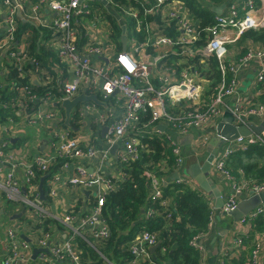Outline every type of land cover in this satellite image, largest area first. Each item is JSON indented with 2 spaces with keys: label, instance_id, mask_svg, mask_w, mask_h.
Returning a JSON list of instances; mask_svg holds the SVG:
<instances>
[{
  "label": "built area",
  "instance_id": "obj_1",
  "mask_svg": "<svg viewBox=\"0 0 264 264\" xmlns=\"http://www.w3.org/2000/svg\"><path fill=\"white\" fill-rule=\"evenodd\" d=\"M53 15L41 17L43 7L35 6L30 20L35 24L52 29L60 33L55 38L56 49L60 56L70 66L72 78L65 80L59 87L60 97L55 99L54 92L50 89L42 95L34 92L30 86H14L16 91L8 100L1 101L4 108L20 105L32 110L26 112L30 122H40L52 135L56 156L65 161L60 169L74 172L70 175L69 183L77 186L82 191H90L96 186L101 190L96 197V206L88 214L83 215V210L63 212V214L51 213L43 210L39 205L38 194L31 198L24 194L23 184L31 182L37 171L46 172L54 163L53 157H46L43 152L35 156L34 163L26 167L25 180L20 182L14 177L11 167L13 154L11 148V132L13 126L4 127L0 130L1 143L0 160L5 162L2 165L4 173L0 174V189L4 190L6 196L11 201L22 202L35 208L40 217H50L63 225L71 233L70 238L61 244L52 243L51 235L47 233L39 239L40 248H47L48 252L41 251L38 254L42 262L51 263L54 261L68 259L70 264H84L78 254V244L74 241L75 235H80L86 239L89 231L96 237L104 239L109 235L108 226L102 218V207L105 205L106 195L114 190V180L101 172H90L88 168L79 160L91 158L97 155L95 147H85L80 140L75 137L71 128L65 127V118L59 114L57 104L64 100H72L81 93L88 95L101 94L105 98L115 97L124 108L120 117L113 115L100 108L95 102H82L77 107L76 113L85 116L89 112L98 113V121L102 126L107 127L106 140L110 148L115 144L126 150L127 155L123 156V161L135 160L139 156L140 143L143 136L134 137L132 132L137 124H140L142 117L150 115L147 125L165 123L169 127L177 130L180 134L186 135L194 129L216 124L217 120L223 116L225 111L232 112L237 126H247L251 128L253 123L257 125L264 121V94H260V100L256 104H245L241 99L236 98L235 103H230L229 98L235 97L238 89V76L242 69L249 67L252 63L257 64L256 84L264 85V48L249 49L238 60H229L230 51L228 45L236 42L248 30L264 28V0L262 6L257 7L255 0H233L226 15H217L215 22L205 28H201L199 20L195 19L184 0H126L127 2H117L106 0L110 8H116L122 15L131 17L138 29L151 33V37L144 42L138 43L136 37L132 39L138 45L135 53L128 51L120 52L115 61H111L108 55L109 46L97 42L87 45L84 52L78 47L79 29L74 20L82 14H89V3L85 0H44ZM8 7V18L6 20V34L0 37V56L8 51V56L12 59L14 66L20 70L29 61L25 51L27 44L20 43L15 47L16 41V13L21 9L18 0H4ZM150 16L161 18V24L154 22V34L147 19ZM174 27V34L165 32V26ZM1 27V26H0ZM207 37L205 43L199 44L203 36ZM146 47L153 50H164L155 57H150L147 53L141 54ZM175 55L183 58L176 64L169 62L164 64V60ZM92 56L100 59L97 62L92 60ZM109 59L104 62V58ZM212 59L217 60V69L220 72V80L213 86L209 98L201 101L203 93L202 68L209 70ZM104 60V61H103ZM159 63L161 65H159ZM158 80V84L155 80ZM48 83V82H47ZM56 88V87H55ZM57 103L55 104L54 102ZM38 104L39 109L35 110ZM54 104V105H53ZM37 106V107H38ZM36 107V108H37ZM30 114H33L30 116ZM12 123L14 118L9 116ZM131 132V133H130ZM193 132V131H192ZM167 140L173 146L176 154L178 166L184 165V158L181 154L179 142L170 135ZM240 148L246 150L250 146H260L264 148V130L261 133H252L249 136H240L237 140ZM202 142V141H201ZM233 148H228L224 156L220 157L216 168L226 177L235 180L230 169L226 165ZM107 159L106 156H104ZM17 165L14 164V167ZM2 171V168H0ZM7 176V177H6ZM5 178V179H4ZM4 179V181H2ZM56 179L55 174L52 180ZM124 179V178H123ZM155 196L162 194L158 181H154ZM234 182L232 193L228 196L221 210L229 212L237 207L245 190ZM32 188L29 186L31 194ZM250 190L256 194L264 192V185L254 184ZM55 194V191H52ZM163 204H170L165 200ZM90 210V209H89ZM155 213V209L150 208L147 217ZM264 214V203L241 218V222L246 223L255 220ZM48 215V216H47ZM213 209L211 213L210 226L212 224ZM11 238L9 255L4 258V264H24L30 258V250L33 249L30 241L20 239L13 230L8 232ZM203 233H199L191 240V245L200 248L199 240ZM38 241V240H37ZM132 246V251L137 255L148 256L147 247L159 242L157 234L150 230H145L138 234ZM260 248H255L247 264H257ZM102 255V254H101ZM107 259V258H106ZM107 264H112L107 260Z\"/></svg>",
  "mask_w": 264,
  "mask_h": 264
},
{
  "label": "crops",
  "instance_id": "obj_2",
  "mask_svg": "<svg viewBox=\"0 0 264 264\" xmlns=\"http://www.w3.org/2000/svg\"><path fill=\"white\" fill-rule=\"evenodd\" d=\"M18 1L21 5V9L16 13L17 26L19 23V19L30 22V15L32 14L33 8L38 5L40 7L44 6V13L41 12V17H43V15H53L49 8V5L47 3L43 4V2L47 1ZM146 1L151 3V0ZM232 1L233 0H231V2ZM85 2L89 3L90 13L82 14L74 20V23L78 27L80 33L78 37V47L81 52H84L87 45L101 42L102 44L109 46L107 56H109L111 58V61L114 62L116 56L120 52L128 51L137 54L136 48L138 47V45L132 41L134 37H136L138 43L144 42L147 38H149V36L151 37V33H148L145 30H139L138 26H136L135 21L127 15L120 14L118 9L115 10L114 8H110V6L104 5L97 0H85ZM255 2L257 7L262 6V0H258V2L255 0ZM203 4L207 7H210L212 11L213 6L220 5L212 3L210 0H203ZM228 7L224 11L223 15L227 14ZM190 14H192L193 17L197 19L193 13L190 12ZM214 14L215 17L217 15H220L216 12H214ZM7 18L8 7L5 4L4 0H0V37L5 36L6 34ZM147 21L149 25H152V33L153 35H155L153 23L156 22L161 24V18L150 16ZM114 22L118 24L120 28L119 31L116 30ZM124 25L127 41L125 45L122 42ZM17 26L15 32L16 41L14 42V45L16 47L22 42H25L27 44L25 51L28 54L29 61L26 63L24 68L20 70L18 67L11 64L12 59L10 58V56H8V51L3 52L2 56H0V90H5L8 86H13V84L15 83L7 73L9 72L8 68L11 65L16 68L24 78H28L30 82L29 84L44 85L47 82L53 84V86L56 87L54 97L55 99L59 98L61 95L60 92L58 93L59 87L64 84L63 82L65 80H67L68 78L71 79L72 75L70 74L71 68L67 65L66 62L64 63L62 61L65 66L63 65V63H56V57L58 56L61 59V56L59 51L56 49L54 41L55 38H50L45 41V44L49 47H52L56 52L55 57H53L52 55L46 56V65L50 66L53 69L52 73L43 69L41 63H39L34 55L30 53V46L28 41L29 33L25 32L21 34V37H19V39H17ZM263 29L264 28L254 30L252 29L248 31L258 32ZM230 45L232 46L229 49V60L233 62L234 60H238L240 57H242L251 48H264V41L255 40L253 37H248L245 40H242L241 36L239 40ZM164 50H169V48H165ZM164 50H153L146 47V50L142 49L141 54L143 55L145 52L152 58L155 57L154 55L157 56L163 53ZM170 57L165 59L163 63L167 64L169 62H172L176 64L178 61L183 62V58L180 56L172 55V57ZM100 59L102 58L92 56V60L94 62H97ZM104 60V62L109 61L108 57L104 58ZM159 65L161 64L159 63ZM55 73H57L56 76ZM64 75L67 76L65 77ZM256 77V63H252L249 67L242 69L238 76L237 93L235 94V97L229 98V102L233 104L236 102V98H239L245 104H256L260 100V96H263L260 94H264V85H257ZM202 79L204 90L202 93L201 101L203 102L204 100H207L209 98L212 87L216 86L219 83L220 72L217 69V64L213 67L212 63L209 70L202 68ZM155 83L158 84L157 78L155 80ZM14 94H7V99H3V93L0 92L2 98L1 101L10 99ZM112 98H114V100H112L110 103L100 98L102 101L106 102L107 107L98 105L97 103L96 104L100 108L111 113L113 117H120L123 114L124 108L119 102L116 101L115 97ZM64 101H62V103ZM87 102L94 101L89 100ZM54 103L56 104L57 100ZM62 103L57 104V107L59 110V114L63 116L66 121L65 108L62 106ZM0 104V130H4V127H9L10 125L13 126L12 132L10 133L12 144L11 148H5V151L10 150L12 152L13 160L10 165L7 164L6 166L11 167V171L14 173V177L22 182L23 180H25L27 170L26 167H29V165L34 163L35 156L38 153L43 152L46 157H53L55 159L56 149L54 146V140L52 141V135L45 129L44 124L40 122H30L28 118L29 114H27L26 112L32 110L28 109L27 111V108L25 109L24 106H20L23 105L22 102L19 103L20 105L11 106L10 111L9 108H4L1 102ZM79 105L75 106V108L73 109L69 124L66 123L65 127L71 128L73 130V134L80 140L83 146L95 147L97 150L96 156L91 158H83L79 160V163L86 166L90 172H101L102 174L109 175L115 182L114 190H117L119 188V184L125 177L122 170V158L123 156L127 155L126 150H124L123 147L118 146L115 151L112 152V148L109 147L105 137L106 133L104 134L105 126H102L98 121V113L89 112L85 114V116H80L76 113L77 107ZM37 106L38 104L36 105V107ZM36 107L34 111L39 109V106L37 108ZM225 112L223 113V115L225 114ZM32 115L33 114H30V116ZM9 116L14 118V121L12 123H10L9 121ZM222 118L223 116L217 120L216 124L204 126L199 129H194L192 130L193 132L191 131L186 135L180 134L177 130L169 127L167 124V129L165 131H162V128L159 127L161 124H165L162 122L154 125L150 124L147 126L145 125L147 124L146 122L145 124H143V128L136 127L135 131H133L131 135L134 137H145L144 134H147L146 136L158 137L161 140L165 141H167V136L170 135L174 140L179 142L181 154L184 158V165L178 166L176 161L178 168L176 171L174 170V172H172L168 177H166L165 175L157 177L156 175L152 174L151 178L153 181V185L155 180L158 181V185L161 190L162 187L165 184H168V182H170L171 180H177L179 182L187 183L198 192L203 193L209 203L211 213L213 209L214 218L212 220V224L210 226L209 222L207 231L203 232L202 238L198 241L200 245V248H198V250L201 253V264H243L242 261H244V264H247L252 251L257 247L260 248L257 264H264V214L260 215L255 220L243 223L241 221H235L232 216L225 215L223 213V210H219L218 208H216L217 201L215 191H217V194L222 197L225 203L228 196L232 193L234 182L239 185L241 184L243 187H249V190L246 189L244 191V194L242 195L243 198L249 197L251 192L250 186L254 184L264 185V154L262 155L258 151L253 150L249 154L244 155L242 151H247L250 147L246 150H243L240 148V145L238 143H227L223 137H220V141L211 144V140H213L214 136L216 135L214 127L222 120ZM234 124L236 125L235 121ZM191 133L193 134L192 140L186 142L185 140L187 136ZM30 135L34 136L32 140H30L29 138ZM14 139L16 140L15 142L13 141ZM167 142L171 147V143L169 141ZM231 147L233 148V150L231 151L229 158L226 160V165L235 177V180L226 178L216 168L220 157L224 156L228 148ZM1 149L2 148L0 147V151ZM41 149L43 150L41 151ZM238 152L240 153L237 154ZM104 156H106L107 159H105ZM238 160H241V162H239ZM207 162H210L212 167L210 175L207 176L208 182L212 189L211 193L206 192L197 184V182L194 180L196 171L192 168V166L196 163H199V168H203V166H205ZM4 163L5 162L0 160V168H2L0 174L4 173L5 168L2 167ZM240 163L253 164L252 170L246 172L243 168H241ZM14 164H16L17 166L14 167ZM73 172L74 169L72 167H70L69 170L58 169L54 173L56 177L54 182L52 179L49 180L47 191H45L43 188V198L41 196L40 185L43 178V183L46 179L48 180V178L42 177L39 180L37 179V173L31 182H26V184H23L22 190L24 191V194L30 195L31 198H33L35 194H38L39 205L43 210L47 212L63 214V212L72 210L75 211L76 207H81L83 209V212L88 211L89 209L91 211L93 210L92 208L96 206V197L101 188L100 186H96L90 191L86 190L83 192V189L77 186H73L69 183L70 175ZM176 173L179 174V178H174V175ZM0 177L2 176L0 175ZM4 179H2V181H4ZM29 186L32 188L31 194L29 191ZM53 190L55 191V194L52 193ZM87 191L89 192V194L85 193ZM91 199H93V203H90ZM7 200L9 199L6 196L5 191L3 189H0V264H4V258L12 252L9 249L11 244V238L8 234L9 230L15 231L20 239H22L23 237V239L30 241L33 246V249L30 250V258L24 264H70V261L68 259L54 261L51 257V263H45L39 259L38 255L35 259L32 258L34 248H40V246L38 245L40 241L39 239L43 238L47 233H49L51 235L53 244H61L70 238L71 233L69 232V230L63 227V225L54 222L49 223L50 228L48 230H37L36 225L44 226V223L47 219L44 217H40L37 210L31 206L16 201H12L11 203L7 204ZM168 201L170 204H173L172 202H170L171 199H168ZM23 210H25V212L20 218L12 219L13 215L19 214ZM218 216H220V220H217ZM145 230L149 229L145 228L138 234L142 233ZM89 233H91V231L88 232V234ZM154 233L157 234L156 232ZM150 247L148 256L144 255V258L146 259L152 258L153 253L150 251ZM101 256L104 259L103 264H107V260L109 259L103 254ZM142 258L143 257H141L138 261L140 262ZM164 260L167 262V259ZM111 263L115 264L113 262ZM130 264H137V262L131 261Z\"/></svg>",
  "mask_w": 264,
  "mask_h": 264
},
{
  "label": "trees",
  "instance_id": "obj_3",
  "mask_svg": "<svg viewBox=\"0 0 264 264\" xmlns=\"http://www.w3.org/2000/svg\"><path fill=\"white\" fill-rule=\"evenodd\" d=\"M115 1L127 2L126 0ZM184 1L190 12L199 20L201 28L214 23L215 14L210 7L203 4V0ZM210 1L215 4H221L227 0ZM256 1L258 2V0ZM18 22L17 39L25 32L29 33L30 53L41 63L43 69L53 73V69L46 65V56L52 55L55 57L56 52L52 47L46 45L45 41L58 37L60 33L38 26L32 21L26 22L19 19ZM114 26L117 31L120 30L117 23L114 22ZM174 31V27L165 26L167 34L173 35ZM248 37L264 41V29L258 32L247 31L243 34L242 40ZM206 41L207 37L204 35L199 44H203ZM56 59L57 64L65 63L62 57L60 59L57 56ZM212 63L214 67L217 64V60L212 59ZM8 71L7 73L14 80L15 86H30L39 95L44 94L48 89L54 93L56 92V88L50 82L44 85L29 84L28 78H24L13 66L10 65ZM56 75L57 73H55ZM64 76L66 77L67 75ZM0 92L3 93V99H7V94H14L16 91L14 86H8L5 90H0ZM99 97L108 103L114 100L112 97L105 98L101 94H99ZM149 119V114L144 115L140 124L135 126V129L136 127L143 128V124L148 122ZM146 135L144 134L145 137L141 140L138 158L122 162V170L125 177L119 184V188L110 191L106 195L105 205L102 207V218L108 226L109 235L104 239L96 237L93 233L87 234L85 236L86 239L80 235H75L74 237V241L78 244L79 257L84 264H103L104 259L101 254L115 264H130L131 261H136L137 264H201V253L196 247L191 245V240L195 235L208 229L211 217L209 203L202 192H198L187 183L177 180H171L168 184H165L161 190L162 194L159 197L155 196L151 175L154 174L157 177L165 175L168 177L178 168L176 164L177 156L172 152L173 146L171 145L170 147L168 145V140L165 141L158 137ZM253 150L258 151L262 155L264 154V148L259 146H250L249 150L242 152L247 155ZM65 161L67 160L57 156L48 171L36 172L37 179L48 178L43 183L45 191L48 189L49 180L52 179L54 173L60 169V166ZM238 161L241 162V160ZM240 164L241 168L246 172L252 170L253 164ZM168 199H171L170 202L173 204H163ZM92 200H90V203H93ZM11 202V200L6 201L7 204ZM150 208L155 209V213L147 217V212ZM81 210H83L81 207L75 208V212ZM89 212L90 210L82 214L86 215ZM46 219L44 226L36 225L37 230H48L50 222L58 223L50 217ZM145 228L156 232L159 240H161V244L155 250L151 259L144 258L145 254L137 255L132 251V246L135 243L133 241L135 240L134 238ZM146 249L149 251V247ZM141 257L143 258L139 262L138 260ZM164 259H167V262ZM242 263L244 264V261Z\"/></svg>",
  "mask_w": 264,
  "mask_h": 264
},
{
  "label": "water",
  "instance_id": "obj_4",
  "mask_svg": "<svg viewBox=\"0 0 264 264\" xmlns=\"http://www.w3.org/2000/svg\"><path fill=\"white\" fill-rule=\"evenodd\" d=\"M97 1L103 3L104 5H108L106 0H97ZM230 2H231V0H227L223 4H220L218 6H213L212 9L217 14L223 15L224 11L226 10V8L230 4ZM19 15H20V13H19ZM122 42L124 45L127 42L126 41L125 25L123 26ZM89 100L94 101L98 105L107 107L106 102L102 101L96 94L88 95L86 93H81L79 96L75 97L74 99L65 100L62 103V106L65 108V113H66L65 123L69 124L70 116H71V113H72L73 109L75 108V106L79 105L82 102H86ZM234 121H235V118H234L233 114L230 111H226L225 114L223 115L222 120L214 127V131L216 132V135L214 136L213 140H211V142H212L211 144H214L215 142L220 141V137H223L227 143H232V142L236 141L240 136H249L253 132L261 133L264 130V121L259 125H257L256 123H253L251 125V128L244 126V125L237 126L234 124ZM159 127L162 128V131H165L168 126L166 124H161ZM106 131H107V127L105 126L104 127V134L106 133ZM192 137H193V134L191 133L187 136L185 141L186 142L191 141ZM13 141L15 142L16 140L14 139ZM117 147H118V144H115L112 147V152H114ZM42 150L43 149H41V151ZM192 168L195 169V171H196V174L194 175V180L197 182V184L206 192L211 193L212 189H211V186H210V184L208 182V178H207V176L210 175V173L212 171L211 163L207 162L205 164V166H203V168H199V163H196L192 166ZM174 178H179V174L176 173L174 175ZM43 179H42V182L40 185V191H41L42 198L44 197ZM85 193L89 194L88 191ZM215 193H216L215 196H216V201H217L216 208H218L220 210L223 207L224 200L222 199L221 196H219L217 194V191H215ZM262 203H264V193L256 194L253 191H251L249 197L241 199L239 201V203L237 204V207L234 210H231L229 212H223V213L225 215L232 216L234 218V220L238 222L241 220V218L244 215H247L249 212L256 209ZM24 212H25V210H23L19 214L13 215L12 219L20 218L24 214ZM217 220H220V216L217 217ZM160 244H161V242L159 241L157 244L151 246L150 251L152 253H154ZM41 251L48 252V249L47 248H34L32 258L35 259Z\"/></svg>",
  "mask_w": 264,
  "mask_h": 264
},
{
  "label": "rangeland",
  "instance_id": "obj_5",
  "mask_svg": "<svg viewBox=\"0 0 264 264\" xmlns=\"http://www.w3.org/2000/svg\"><path fill=\"white\" fill-rule=\"evenodd\" d=\"M231 46H232V45H228L229 49L231 48ZM0 108H1V104H0ZM33 137H34L33 135H30V136H29L30 140H32ZM234 143H237V141H234ZM234 146H235V144H234Z\"/></svg>",
  "mask_w": 264,
  "mask_h": 264
}]
</instances>
